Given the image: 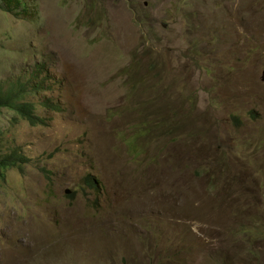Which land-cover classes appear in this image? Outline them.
<instances>
[{"label":"rangeland","instance_id":"rangeland-1","mask_svg":"<svg viewBox=\"0 0 264 264\" xmlns=\"http://www.w3.org/2000/svg\"><path fill=\"white\" fill-rule=\"evenodd\" d=\"M22 1L0 88L55 108H0V264H264V0Z\"/></svg>","mask_w":264,"mask_h":264},{"label":"trees","instance_id":"trees-1","mask_svg":"<svg viewBox=\"0 0 264 264\" xmlns=\"http://www.w3.org/2000/svg\"><path fill=\"white\" fill-rule=\"evenodd\" d=\"M0 1L3 8L6 10H12L16 7H21L23 10L26 8V3L24 1L21 2V0ZM42 71H45L43 66L38 64L36 65L35 72L32 76H36L37 73L40 74ZM31 79L32 78L23 80L19 77L12 81L8 87L0 88V108L7 107L14 112V116L12 117L10 123H15L20 119L31 124L45 123L39 112H37V103H40V105L45 108H55L53 102L49 103L45 100H42L41 102H32L27 99L29 94L39 91L44 85V79H40L31 86V84L27 83ZM23 163L24 157L20 152V149L11 146L8 149L6 146H3V137L0 132V170L6 166L21 167ZM94 181L95 179L92 178L90 183L93 184Z\"/></svg>","mask_w":264,"mask_h":264}]
</instances>
